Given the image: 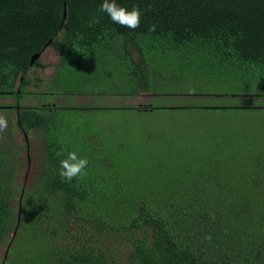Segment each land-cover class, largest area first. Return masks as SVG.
<instances>
[{
    "label": "trees",
    "instance_id": "16d2710c",
    "mask_svg": "<svg viewBox=\"0 0 264 264\" xmlns=\"http://www.w3.org/2000/svg\"><path fill=\"white\" fill-rule=\"evenodd\" d=\"M116 2L139 6V27L114 23L102 0H0V98L12 102L0 112L14 114L0 137V264H264V131L210 121L197 130L205 142L169 141L158 154L86 119L166 108L68 100L154 98V75L264 84V0ZM48 48L59 57L54 76L31 78L48 67L39 61ZM232 108L252 111L215 109ZM15 127L23 148L28 135L41 143L28 187L18 188ZM70 151L87 158L88 175L62 182Z\"/></svg>",
    "mask_w": 264,
    "mask_h": 264
},
{
    "label": "rangeland",
    "instance_id": "374dc122",
    "mask_svg": "<svg viewBox=\"0 0 264 264\" xmlns=\"http://www.w3.org/2000/svg\"><path fill=\"white\" fill-rule=\"evenodd\" d=\"M41 64L47 65L45 69H36L31 78L38 76L44 80L51 79L53 75V66L58 63L59 57L56 52L48 48L39 58ZM179 65V62L177 63ZM185 72L184 75H186ZM151 89L155 92L152 98L150 93L144 92L134 98L119 97H100L99 95H85L70 97L71 103L76 105L95 104L97 106H145L150 102L154 107L166 108L149 112L137 111H118V112H99L86 119L89 124L94 123L98 129L103 128L105 132L117 133L124 137L135 138L137 143H143L147 147L157 150L160 154L163 147L169 141L181 142L183 144L196 143L199 138L204 142L206 137L197 133L199 128L208 127L206 123L223 121L237 127L243 126L246 134H253L257 130L264 131V84L260 83L255 88H246L240 84H233L232 77L223 80L219 74L198 79L190 76H184L185 81L173 82L170 78L167 80L166 75H154ZM124 86V85H123ZM100 90V88H99ZM100 92V91H99ZM101 93V92H100ZM33 98H24L23 103L38 102L39 105L53 103L51 99L36 100ZM60 104L64 100H58ZM11 101L0 98L1 104H11ZM243 106L251 108L252 111H242L232 108L231 110H220L215 108H230ZM180 107H194L196 109L180 110ZM200 107L210 108L209 110L198 109ZM0 114H5L0 112ZM7 118L14 120V114H5ZM81 118V117H79ZM82 120L85 118H81ZM14 124V123H13ZM2 134H0V137ZM11 139L16 146L20 147V164L16 167L18 188L21 186L28 187L32 184L35 174L40 165L39 148L41 146L39 138L28 135V147L23 148L25 143L23 135L16 127L13 128ZM203 142V143H204ZM19 191L15 196L19 197ZM18 206V200L14 202V208ZM11 235V234H10ZM6 246H3L0 255L4 254Z\"/></svg>",
    "mask_w": 264,
    "mask_h": 264
},
{
    "label": "clouds",
    "instance_id": "9594fccd",
    "mask_svg": "<svg viewBox=\"0 0 264 264\" xmlns=\"http://www.w3.org/2000/svg\"><path fill=\"white\" fill-rule=\"evenodd\" d=\"M99 10L106 13L111 20L123 27L135 30L139 27L141 10L139 6H133L131 10L119 5L116 0H102ZM155 30V26H150ZM8 128V119L5 114H0V134ZM89 161L81 157L75 151L67 153L66 157L60 160L58 175L62 182H71L73 178H83L88 175L86 169Z\"/></svg>",
    "mask_w": 264,
    "mask_h": 264
},
{
    "label": "water",
    "instance_id": "95a60500",
    "mask_svg": "<svg viewBox=\"0 0 264 264\" xmlns=\"http://www.w3.org/2000/svg\"><path fill=\"white\" fill-rule=\"evenodd\" d=\"M63 16H64V18L66 17V10L64 9V14H63ZM39 57V55H35V56H33L32 57V62L35 60V59H37Z\"/></svg>",
    "mask_w": 264,
    "mask_h": 264
}]
</instances>
